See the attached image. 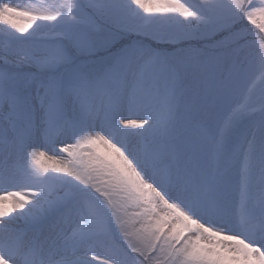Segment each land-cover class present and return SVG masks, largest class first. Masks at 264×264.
Masks as SVG:
<instances>
[{"label":"snow or ice","instance_id":"1","mask_svg":"<svg viewBox=\"0 0 264 264\" xmlns=\"http://www.w3.org/2000/svg\"><path fill=\"white\" fill-rule=\"evenodd\" d=\"M0 264H264V0H0Z\"/></svg>","mask_w":264,"mask_h":264}]
</instances>
